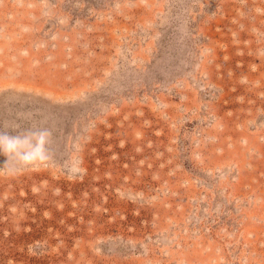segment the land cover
<instances>
[{"label": "rangeland", "instance_id": "rangeland-1", "mask_svg": "<svg viewBox=\"0 0 264 264\" xmlns=\"http://www.w3.org/2000/svg\"><path fill=\"white\" fill-rule=\"evenodd\" d=\"M0 264H264V0H0Z\"/></svg>", "mask_w": 264, "mask_h": 264}, {"label": "clouds", "instance_id": "clouds-1", "mask_svg": "<svg viewBox=\"0 0 264 264\" xmlns=\"http://www.w3.org/2000/svg\"><path fill=\"white\" fill-rule=\"evenodd\" d=\"M28 143V141H24L23 142V144H27ZM20 147V145L19 144H9L8 145V148L10 149V150H12V151H16L18 148Z\"/></svg>", "mask_w": 264, "mask_h": 264}]
</instances>
